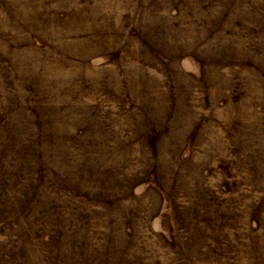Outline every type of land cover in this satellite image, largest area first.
I'll list each match as a JSON object with an SVG mask.
<instances>
[{
  "label": "rangeland",
  "instance_id": "obj_1",
  "mask_svg": "<svg viewBox=\"0 0 264 264\" xmlns=\"http://www.w3.org/2000/svg\"><path fill=\"white\" fill-rule=\"evenodd\" d=\"M0 264H264V0H0Z\"/></svg>",
  "mask_w": 264,
  "mask_h": 264
}]
</instances>
